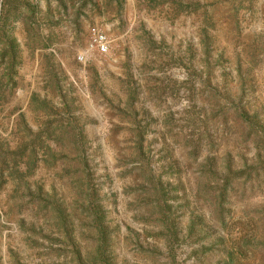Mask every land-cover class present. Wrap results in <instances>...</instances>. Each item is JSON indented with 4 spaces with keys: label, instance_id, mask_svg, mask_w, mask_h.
I'll return each instance as SVG.
<instances>
[{
    "label": "rangeland",
    "instance_id": "374dc122",
    "mask_svg": "<svg viewBox=\"0 0 264 264\" xmlns=\"http://www.w3.org/2000/svg\"><path fill=\"white\" fill-rule=\"evenodd\" d=\"M56 119L92 192L62 155L30 177L57 222L0 184V264H264V174L237 172L264 147V0H0V145Z\"/></svg>",
    "mask_w": 264,
    "mask_h": 264
},
{
    "label": "trees",
    "instance_id": "16d2710c",
    "mask_svg": "<svg viewBox=\"0 0 264 264\" xmlns=\"http://www.w3.org/2000/svg\"><path fill=\"white\" fill-rule=\"evenodd\" d=\"M199 42L200 44L204 43L201 39ZM206 45L208 44L206 43ZM235 108L239 116L240 114H249L245 109L239 110L238 106H235ZM54 121L55 123H52L54 125L46 129L47 131L35 134L30 132L31 138L14 149L10 148L8 144H5L3 147L2 144L0 145V184L9 181L16 182L18 178L20 182H16L15 192L20 193L23 187L21 197L37 198L34 201L38 202V208L50 210L52 217L55 216L54 218L57 222L59 219H62L63 211L58 208L59 204L56 196L51 195V193L45 191L40 186L33 189L30 181L31 171L35 168L39 156L44 159L43 161L45 163L51 164L54 160H58L56 158L58 155H62L61 159L66 160L69 163V167L74 171L73 177L75 182H79L87 194L92 192L90 184L92 174L90 172L89 157L87 155V138L84 131L82 129H76L74 122L71 120L56 119L52 122ZM254 127L255 125L249 122L247 125L248 132L253 133ZM50 159H53V161L50 162ZM252 163L250 166L245 164L244 171L237 172L242 173V176L246 175L248 178L252 174H264V147L261 152L257 153L256 159ZM224 168L226 170L224 173L227 182L226 191L229 184L228 179L233 172V168L230 162H227ZM220 191L223 193V189Z\"/></svg>",
    "mask_w": 264,
    "mask_h": 264
},
{
    "label": "built area",
    "instance_id": "2783aa9c",
    "mask_svg": "<svg viewBox=\"0 0 264 264\" xmlns=\"http://www.w3.org/2000/svg\"><path fill=\"white\" fill-rule=\"evenodd\" d=\"M92 43L101 52H106L108 50V43L106 36L100 32L97 28L93 27L90 30Z\"/></svg>",
    "mask_w": 264,
    "mask_h": 264
}]
</instances>
